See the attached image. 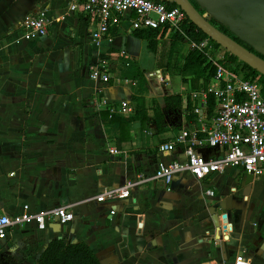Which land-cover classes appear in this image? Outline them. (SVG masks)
I'll use <instances>...</instances> for the list:
<instances>
[{
    "label": "crops",
    "instance_id": "obj_1",
    "mask_svg": "<svg viewBox=\"0 0 264 264\" xmlns=\"http://www.w3.org/2000/svg\"><path fill=\"white\" fill-rule=\"evenodd\" d=\"M194 1L208 20L264 56V0ZM40 11L47 13L52 27L46 37L27 40L20 24ZM91 32L89 19L68 12V0H0V215H22L25 205L30 213L59 207L74 213L69 228L50 224L40 231L44 233L36 238L38 259L52 240L64 239L88 245L101 264H234L238 257L264 264L263 175L226 167L204 181L182 174L169 187L153 178L160 163L184 160L164 155L160 146L198 127L191 92L186 98L177 94L180 106L176 101L167 106L164 100L176 96L165 92L172 83L179 88L178 82H183V89L191 91L193 73H167L164 88L148 85L145 106L150 122L146 127L130 123L121 145L119 125L104 123L99 115L107 112L98 107L101 102L126 101L135 107V84L119 79L118 72L111 85L97 84L89 77V67L102 56L122 62L125 42V57L139 69L144 70L140 62L146 49L153 70L167 72L160 60L170 35L158 38L154 53L127 22L100 46ZM179 49L182 55L190 51L188 44ZM175 106H184L189 114L182 129L167 119ZM160 110L163 131L154 120ZM114 147L120 155L110 154ZM202 154L216 159L222 151L205 149ZM139 175L144 181L132 188L129 199L97 201L105 189L123 187ZM206 190L215 196L208 197ZM31 224L10 231L0 249V263L12 239H18L13 248L17 252L25 245L21 238L39 231Z\"/></svg>",
    "mask_w": 264,
    "mask_h": 264
},
{
    "label": "built area",
    "instance_id": "obj_2",
    "mask_svg": "<svg viewBox=\"0 0 264 264\" xmlns=\"http://www.w3.org/2000/svg\"><path fill=\"white\" fill-rule=\"evenodd\" d=\"M68 12L89 19L91 37L97 46L111 39L112 30L121 28L124 22L129 24L132 32L157 30L159 38L166 32L169 35L179 33L188 39L184 33L188 18L184 11L154 0H68ZM52 24L47 13L40 11L27 16L20 29L25 39L35 40L46 37ZM188 40L190 50L201 52L215 67V75L206 89L191 93L193 101L200 99L201 103V107L194 106L192 111L198 127L183 130L174 140L160 146L164 155L176 154L183 156L184 160L175 158L169 163H160L153 178L169 187L182 174L204 181L224 172L226 167L239 168L253 177H261L264 175V96L259 78L245 80L234 73L224 64L226 51L223 48L215 50L210 39L200 42ZM120 52L124 62H117L114 68L112 57L100 59L89 67L90 79L97 84H108L116 76L119 66H132V61L125 57L126 51ZM210 95L216 100L213 116L207 113ZM98 107L106 108L111 115L132 117L135 114V107L126 101L117 105L101 102ZM205 149H219L222 154L216 159H206L202 154ZM109 152L112 155L121 154L115 147ZM136 179L127 181L120 188L105 189L97 196V201L105 203L129 199L132 188L144 181L142 175ZM205 194L211 198L215 196L213 190H206ZM115 213L111 212L112 215ZM74 220L75 215L68 207L30 213V207L25 205L22 215H0V249L4 248L3 242L16 226L33 223L39 231H45L50 224L67 226ZM234 264L252 263L238 257Z\"/></svg>",
    "mask_w": 264,
    "mask_h": 264
},
{
    "label": "trees",
    "instance_id": "obj_3",
    "mask_svg": "<svg viewBox=\"0 0 264 264\" xmlns=\"http://www.w3.org/2000/svg\"><path fill=\"white\" fill-rule=\"evenodd\" d=\"M195 9L202 15L199 10V6L194 0H190ZM164 3L169 7H178L174 3ZM203 16V15H202ZM209 23L214 26L221 33L225 34L233 41L244 47L246 50L250 51L254 55L258 56L264 60V56L256 52L252 47L247 45L245 42L234 36L230 31H228L223 26H220L214 21H209ZM166 32L162 34L161 37L165 35ZM184 33L187 35L188 39L200 42L204 39H210L205 35L197 26H195L189 18H187L186 25L184 26ZM133 35L140 40H145L148 42V48L150 51L157 53L159 48L158 38L160 36L159 31H134ZM187 38L183 35L176 33L171 36L168 46L163 49L161 54L160 67L167 70V73L172 76H182L184 73H193L194 78L191 81V89L193 91H200L206 89L210 84L211 80L215 75V67L207 61L205 56L197 51L190 50L186 55H182L179 49L180 45L187 44L189 42ZM212 45L215 50L222 48L218 43L211 40ZM102 59H109V56H102ZM112 60L113 66L115 68V58H110ZM124 62V59H121ZM224 64L230 68L234 73L240 74L245 80L250 78H259V83L262 89V94L264 96V75L256 71L254 68L246 64L240 58L231 54L226 50L225 62ZM117 77L121 80L132 81L135 83L133 88V101L135 102V114L132 117H122L119 115H111L109 112H100L99 115L102 121L107 122L110 125L118 124L120 127L121 136L118 139V144L121 145L125 141L124 133H126L130 123H139L143 127H146L150 118L148 116V110L145 106V98L149 94L148 82L145 77L146 72L139 69L135 64L130 67L119 66L117 71ZM192 98V97H190ZM167 106L171 105L176 101L177 105L182 104V97L180 95L167 96L165 99ZM187 109L189 110L190 101H187ZM195 102V103H194ZM193 107H201L200 99L195 100ZM207 113L210 116L214 115L216 109L215 97L210 95L208 97ZM163 114L161 110L159 114H155L154 120L157 124L158 129L164 130L162 123ZM39 264H101L99 258L85 243H67L64 239H54L42 252L38 259Z\"/></svg>",
    "mask_w": 264,
    "mask_h": 264
},
{
    "label": "rangeland",
    "instance_id": "obj_4",
    "mask_svg": "<svg viewBox=\"0 0 264 264\" xmlns=\"http://www.w3.org/2000/svg\"><path fill=\"white\" fill-rule=\"evenodd\" d=\"M172 35V34H171ZM171 35L169 36V38L171 37ZM163 46V44L161 45V47ZM225 50V49H224ZM226 51V50H225ZM151 57L148 55V53L146 52V49H144V52L141 56V62H140V67L142 69H144L147 73V75H145L148 85H152L153 83L155 84V87L157 86H164L166 87L167 84L169 83V80H165L167 75V72L164 71V73H160V72H155L153 69L154 66L151 65ZM153 71V72H152ZM165 78V79H161L159 77ZM112 83L110 82L109 85H111ZM179 84V88H177L176 86H174V84L172 83L171 86L169 87V89H167L165 92L166 93H172L174 92L175 95L177 94H182L183 97H187L189 92L192 93L193 90L189 91V89L187 88L186 90L183 89L182 85L184 84L183 82L180 83V81L178 82ZM189 115L188 112L186 111L185 107H178L175 106L174 108H172L168 113H167V119L172 123V126H176V129H182V127L184 125H182V121L184 119L185 116ZM187 128V126H186ZM236 169L234 168H228L227 171H235ZM263 181H264V175H263ZM26 225V224H25ZM29 225V224H28ZM32 225V224H31ZM70 225L67 226H63L61 228V230H63L64 228H69ZM39 233L43 234L44 232H40L37 231L34 234L30 235L26 234L25 237L21 238L20 240L22 242L25 243L24 247H21L20 249L17 250V252H15V249L13 250V248H15L18 239H12L13 243L11 245V247L8 250V253L4 254L3 257V261H1L0 264H37L38 262V250L40 249V247L37 245L38 244V240L36 239L39 236ZM31 243V244H30Z\"/></svg>",
    "mask_w": 264,
    "mask_h": 264
},
{
    "label": "water",
    "instance_id": "obj_5",
    "mask_svg": "<svg viewBox=\"0 0 264 264\" xmlns=\"http://www.w3.org/2000/svg\"><path fill=\"white\" fill-rule=\"evenodd\" d=\"M176 3L184 13L187 15L189 20L197 26L205 35L208 36L211 40L218 43L223 49L227 50L231 54H234L246 64L254 68L256 71L264 75V60L254 55L250 51L246 50L244 47L233 41L231 38L226 36L212 26L205 16H202L192 5L190 0H170V3ZM123 50H125V42L123 44ZM224 212L226 210L224 209ZM219 214L220 210H217L215 214Z\"/></svg>",
    "mask_w": 264,
    "mask_h": 264
}]
</instances>
